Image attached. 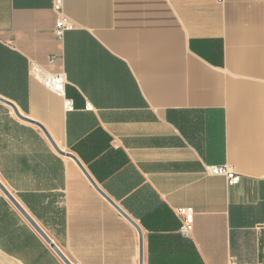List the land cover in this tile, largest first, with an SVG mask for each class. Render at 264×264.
Listing matches in <instances>:
<instances>
[{"label":"crops","instance_id":"obj_1","mask_svg":"<svg viewBox=\"0 0 264 264\" xmlns=\"http://www.w3.org/2000/svg\"><path fill=\"white\" fill-rule=\"evenodd\" d=\"M62 12L73 27L58 37L54 0H0V96L89 177L0 101L2 184L73 264H140L138 230L112 202L141 229L142 264H264V0ZM33 63L65 74L63 95ZM222 164L237 184L205 171ZM0 264H65L1 190Z\"/></svg>","mask_w":264,"mask_h":264},{"label":"built area","instance_id":"obj_2","mask_svg":"<svg viewBox=\"0 0 264 264\" xmlns=\"http://www.w3.org/2000/svg\"><path fill=\"white\" fill-rule=\"evenodd\" d=\"M63 0H54V9L60 14L59 19L56 21L54 33L56 36L61 37L65 30L71 29L73 23L62 12ZM53 60V57L50 58ZM29 74L33 78L40 80L48 89L57 92L61 95L65 92L66 76L63 72L60 73H44L42 68L36 64H31ZM72 100L64 98V107L70 108ZM207 174L224 176L229 185H235L240 181L241 175L227 164L222 165H207L205 167ZM176 212L181 219V230L184 233H189L192 230V222L194 210L192 207L177 208Z\"/></svg>","mask_w":264,"mask_h":264},{"label":"water","instance_id":"obj_3","mask_svg":"<svg viewBox=\"0 0 264 264\" xmlns=\"http://www.w3.org/2000/svg\"><path fill=\"white\" fill-rule=\"evenodd\" d=\"M0 101L9 105L12 110L14 111V113L16 114V116L18 118H20L21 120L33 123L38 125L46 134V136L48 137V139L50 140V142L52 143V145L54 146V148L63 155L69 156L71 158H73L78 164L79 166L82 168V170L86 173V175L88 176L86 170L83 168V166L79 163V161L77 160V158L71 154L70 152H67L65 150H63L62 148H60L56 142L52 139V137L50 136V134L47 132V130L44 128V126H42V124L32 120L31 118L25 116L24 114H22L17 106L10 102L9 100H7L6 98L0 96ZM89 177V176H88ZM91 179V178H90ZM92 181V180H91ZM93 182V181H92ZM94 183V182H93ZM95 185V184H94ZM97 187V186H96ZM98 188V187H97ZM0 190L14 203V205L22 212V214L26 217V219L33 225V227L38 231V233L43 237V239L50 245V247L58 254V256L64 261L65 264H73L72 261L64 254V252L51 240V238L44 232V230L31 218V216L20 206V204L17 202V200L14 198V196L11 194V192L2 184V182L0 181ZM98 190L105 196V194L98 188ZM110 202H112V200H110L107 196H105ZM113 205H115L137 228L138 233H139V239H140V264H142V232L140 227L131 219L129 218V216H127L114 202H112Z\"/></svg>","mask_w":264,"mask_h":264}]
</instances>
